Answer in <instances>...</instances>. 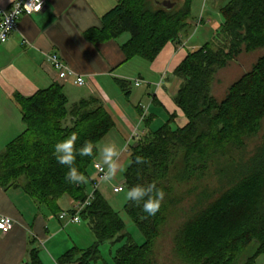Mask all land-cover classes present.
<instances>
[{"label":"trees","instance_id":"1","mask_svg":"<svg viewBox=\"0 0 264 264\" xmlns=\"http://www.w3.org/2000/svg\"><path fill=\"white\" fill-rule=\"evenodd\" d=\"M193 1L182 0L168 9L156 0H119L103 16L102 26L88 29L85 37L92 43H102L129 33L130 38L121 45L124 61L139 57L153 62L168 43L179 40L189 27ZM220 13L223 22L218 32L221 30L228 39L227 51L217 50L213 41L207 42L189 52L172 71L183 80L174 102L187 123L180 126L178 113L172 112L162 125L153 128L156 115L148 111L144 116L140 103L134 106L143 117L146 134L131 147L130 162L123 174L124 190L148 183L164 188L180 157L186 173H201L207 168L205 162L232 156L259 130L264 119V56L250 73L230 86L222 100L211 90L216 73L243 50L264 47V0H230L221 6ZM115 81L130 100L131 82L120 78ZM15 97L26 129L0 153V185L22 189L59 217L64 197L82 202L88 193L86 183L75 184L70 177L65 178L68 169L56 161L54 145L74 133L77 148L85 142L95 144L92 157L77 154L74 162L86 177L98 158V144L116 126L114 118L96 96L68 107L69 100L59 83L31 96L17 93ZM152 103L160 106L156 96ZM68 119L70 125L65 123ZM137 156L145 162L137 164ZM245 165L242 178L205 206L202 204L174 236L173 252L187 264H254L264 254V136ZM125 210L145 243L133 241L119 213L97 189L91 203L80 213L96 242L87 249L71 248L58 264H94L103 260L102 244L123 238L127 242L117 249L111 264H157L155 247L165 222L162 209L149 216L142 206L127 201ZM24 264H45L38 248L30 251V259Z\"/></svg>","mask_w":264,"mask_h":264},{"label":"crops","instance_id":"2","mask_svg":"<svg viewBox=\"0 0 264 264\" xmlns=\"http://www.w3.org/2000/svg\"><path fill=\"white\" fill-rule=\"evenodd\" d=\"M14 1L0 0V7L9 8ZM118 2L119 0H48L42 12L22 15L19 18L17 29L0 46V153L26 129L21 106L15 97L17 93L31 96L38 90L59 83L67 95L65 86L74 84L71 80L57 79L47 61V55L51 53H58L72 69L84 75L90 94H101L107 104L111 103L105 107L114 118L115 131L125 139V144L141 121V116L134 107L138 103H151L150 111L156 115L152 122L153 128L162 125L172 112L178 113L177 121L180 126L187 123L174 102L178 78L172 71L189 52L204 44L199 45V38L191 30L188 34H180L179 40L168 43L156 60L149 62L143 59L147 64L143 65L141 73L133 79L129 73L121 70L136 59L124 61L121 45L128 37L123 39L122 35L102 43H92L85 37L88 29L102 26L103 16ZM218 9L220 11V7L215 10ZM201 16L204 17L202 23H205V19L209 21L212 15L204 11ZM214 17L216 21L212 26L218 31L221 21ZM117 70L121 71L120 79L134 81L135 86L136 80L140 79L141 83L137 87L146 86L141 93L142 98L132 104V109H126L114 101L110 102L109 94L117 92L114 88L118 86L115 81ZM162 74L166 75L164 81L159 77ZM90 94L74 103L91 97ZM154 96L159 100L160 106L152 103ZM101 97L98 98L103 103ZM116 116L119 117L118 120ZM143 127L141 131L146 130L144 125ZM122 149L115 158L121 166L125 156ZM107 188L104 184L101 186L103 193ZM62 201L63 211H69L75 205L71 199L68 203ZM1 215L13 218L16 224L10 233L0 232V264H24L29 261L30 251L34 248L39 249V255L45 264H58V259L65 252L75 246L80 247L72 239V235L76 234L73 226L80 227V222H70L68 219L53 216L46 206L38 204L20 188L5 189L0 185ZM66 231H70L69 237L60 238ZM77 233L80 234V231Z\"/></svg>","mask_w":264,"mask_h":264},{"label":"rangeland","instance_id":"3","mask_svg":"<svg viewBox=\"0 0 264 264\" xmlns=\"http://www.w3.org/2000/svg\"><path fill=\"white\" fill-rule=\"evenodd\" d=\"M171 1L176 4H180L182 0ZM229 1L230 0H194L192 8V17L188 20L189 27L181 34H188L191 30V32L195 33L197 38H199V45L213 41L217 50L224 49L227 51V49L229 48V43L226 35H224L221 30L218 32L217 28L213 27L212 25L213 23H215L214 21H216V18L214 16H216L218 20L220 19L219 21H221L222 24L223 17L219 9H215L216 7L221 8V6H224ZM204 11L209 12L212 16L210 17L209 21L205 19L206 22L202 23L204 17L201 16V12ZM126 37H128L129 39L130 34L126 33L121 38L125 39ZM262 56H264V47L249 52L243 50L225 68L219 70L216 73L211 90L212 94L218 100H222L223 98H225L230 86L239 79H241L242 76L246 75L247 73H250L253 70L255 64L258 62L259 58H261ZM144 64H147L146 61L140 58H136L133 62L125 65L121 70L125 73H129V75H131L130 77L134 79L138 76L139 73H141L140 71ZM120 72L121 71L119 70L116 71L115 76L117 78L121 77ZM159 77H161V80L164 81L166 75L162 74ZM130 82V89L132 92V97L130 98V100L126 98L125 94L117 86L114 87L115 89H117V92H111L109 94L111 99L110 102L114 101L122 105L126 109H132V104H135L142 98L141 93L145 90L144 88H146V86L142 85L140 87H137L135 86L134 81ZM182 83L183 80L181 78H178L176 83V85L178 86L177 91L179 90ZM65 91L69 100L68 107H71L73 103L78 99L86 97L87 94H90L86 85L77 86L72 83H69L65 86ZM90 95L101 97V94L98 93ZM101 99L103 100L104 105L107 106L111 104H107L104 97H101ZM145 100L147 101L146 97ZM140 105L144 110V114L145 112L150 111V102H141ZM116 118V120H118L119 117L116 116ZM65 123L66 125H70L71 120L68 119ZM143 125L144 122L141 120L139 126L133 129V131L131 132L126 144L125 139H123L122 136L117 134L115 128L110 131V133L98 144L99 155L95 162L100 161L101 163H103V147L106 144H114L118 152L121 151L120 149H122L123 145H125L122 149V153L125 154L122 167L125 171L130 162L132 145L139 142V140H141L142 137L146 134V130L143 132L141 131L143 133L142 137L139 140H133L135 136L134 133L138 131L136 129L144 128ZM263 136L264 119L261 121L260 128L257 133L246 140V146L242 150L235 151L232 156L222 157L214 163L205 162L207 168L201 173L195 171H192L191 173H186L184 171V166L181 161V157L178 159L176 171L172 173V175L164 184V188H162L165 195L161 204V209L163 211V215L165 216V222L161 227L160 236L156 242L155 247L157 264H187L183 259H181L173 252L172 240L174 236L178 233L183 224L188 219H190L196 211L200 209L202 204L203 206H205L208 202L213 200L221 192L225 191L233 184H235L240 178H242L246 170L245 162L249 161V159L256 152V149L261 145ZM93 168L94 166L88 169V175L85 177L87 179L86 185L88 195L93 193V186L91 182L96 178V171ZM124 171H118L117 177L114 180L107 183H103L108 187L105 190L104 195L111 204V206L114 208V210L118 212L120 217L123 219L126 225L125 232L129 233L135 243L142 245L143 243H145L144 236L125 210V205L128 201L126 199V193L128 190L125 189L119 193H114L113 191L114 185H118L122 182V180H124ZM62 200L63 203H65V201L67 203L70 202L69 197H64ZM199 201H201L200 205L198 204ZM54 221L56 222L55 218ZM79 226L80 227H78V225L73 226V228H75L76 230V234L72 235V239L74 240V244L80 245L81 249H87V247L93 245L96 242V238L87 221L81 218ZM79 231L80 234L77 233ZM69 233L70 231L64 232L63 234H61L60 238H64L65 236L66 238H68ZM125 242H127V238H123L116 243L106 242L102 244L100 246V250L103 260H99L94 264H106V262L110 264L113 263L117 249ZM72 245L73 244H71V246ZM49 253L53 255V252L51 250H49ZM254 264H264V254L260 255L256 259Z\"/></svg>","mask_w":264,"mask_h":264},{"label":"built area","instance_id":"4","mask_svg":"<svg viewBox=\"0 0 264 264\" xmlns=\"http://www.w3.org/2000/svg\"><path fill=\"white\" fill-rule=\"evenodd\" d=\"M47 2L48 0H15L9 8L0 7V46L5 44L11 37L12 33L17 29L19 18L22 15L37 14L42 12L46 7ZM47 61L54 70L57 79L62 81L71 80L75 85L78 86L87 84L84 75L79 74L74 69H72L58 53L48 54ZM140 83V79H137L136 85L139 86ZM147 112H145L144 116L148 114ZM141 120H143V117H141ZM136 130L138 131L134 133V141L139 140L143 135V131L141 132V130L138 128ZM94 168L96 171V178L93 182V193L88 195V198L85 201L75 202V205L73 208H71L72 212H61L59 215L60 219H68L70 222L75 223L81 222V211L91 203L92 199L94 198V192L97 189H101V186L104 183L101 179L103 173L100 171V168H102L104 172L107 171V168L99 162L94 163ZM124 187L125 183L124 180H122L121 183L113 187V191L114 193L122 192ZM15 224L16 222L13 218L5 215L0 216V232L2 234L10 233L13 230Z\"/></svg>","mask_w":264,"mask_h":264},{"label":"clouds","instance_id":"5","mask_svg":"<svg viewBox=\"0 0 264 264\" xmlns=\"http://www.w3.org/2000/svg\"><path fill=\"white\" fill-rule=\"evenodd\" d=\"M78 137L74 133L69 137L57 142L54 145V156L58 164L67 166L65 178L69 177L75 184H85L87 179L75 166L77 154L79 157H92L94 154L95 144L91 142H85L82 147H76V141ZM119 156V152L115 148L114 144H106L103 147V164L107 166V171L104 172L102 168L100 171L103 173L102 182H110L117 177V173L123 172L124 169L121 163L115 159ZM137 164L144 163V159L141 156L136 157ZM164 191L157 187L155 183L137 184L131 187L126 193V199L133 201L134 204L142 206V210L149 216H154L161 208L162 201L164 199Z\"/></svg>","mask_w":264,"mask_h":264},{"label":"water","instance_id":"6","mask_svg":"<svg viewBox=\"0 0 264 264\" xmlns=\"http://www.w3.org/2000/svg\"><path fill=\"white\" fill-rule=\"evenodd\" d=\"M156 3L168 9L172 8L175 5V3L170 0H163V1L156 0Z\"/></svg>","mask_w":264,"mask_h":264}]
</instances>
